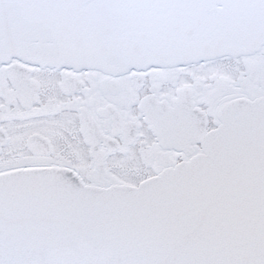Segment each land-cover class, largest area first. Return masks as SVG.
Masks as SVG:
<instances>
[{
    "label": "snow or ice",
    "instance_id": "obj_1",
    "mask_svg": "<svg viewBox=\"0 0 264 264\" xmlns=\"http://www.w3.org/2000/svg\"><path fill=\"white\" fill-rule=\"evenodd\" d=\"M0 264H264V0H0Z\"/></svg>",
    "mask_w": 264,
    "mask_h": 264
}]
</instances>
